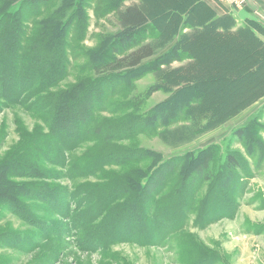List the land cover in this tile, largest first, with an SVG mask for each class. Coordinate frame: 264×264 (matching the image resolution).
Masks as SVG:
<instances>
[{"label": "trees", "instance_id": "16d2710c", "mask_svg": "<svg viewBox=\"0 0 264 264\" xmlns=\"http://www.w3.org/2000/svg\"><path fill=\"white\" fill-rule=\"evenodd\" d=\"M74 1L0 0V113L21 108L32 111L43 123L27 135L17 125L20 140L25 136L23 143L0 156V204L7 206L11 215H18L21 222L29 220L25 221L43 237L57 235L55 243L60 246L64 237L74 239L78 253L86 254L120 242L155 246L165 239L166 229L178 226L174 233L181 230L202 183L210 184L202 221L216 219L213 199L221 196L220 189L229 188L230 175L242 166L236 154L225 155V178L212 183L214 178L208 170L212 148L201 157L163 162L159 153L133 146L132 139L141 127L153 128L163 137L188 123L194 127L192 136L202 134L263 98L264 75L247 95L238 98L230 93L222 99L219 111L206 103L205 94L210 83L221 84L224 91L241 80L258 77L264 68V28L255 22L236 28L231 16L217 17L201 0H175L156 12L147 0H134L125 7L121 4L126 0H108L106 9L114 12L120 31L87 53L94 79H82L53 91L72 70L69 59L73 50L67 39L74 32L72 20L81 22L79 8L73 11V19L66 17ZM55 3H59L58 8L49 13ZM16 4H21L19 10L12 13L10 8ZM44 10L45 16L37 19ZM205 47L211 48L213 58L203 61L200 55ZM231 56L234 59L229 64ZM183 61L185 66L171 67ZM220 70L226 75L221 76ZM145 74L157 79L147 96L165 91L169 93L166 100L142 117L135 115L134 100L123 111L112 104L111 113L121 111L126 118L117 123L97 121V113L122 86L127 95ZM179 99V107L169 112ZM254 136L247 127L232 134L249 156H259L263 147ZM125 138L131 142L128 147L109 144ZM88 143L92 145L81 156L71 155L66 164L65 150ZM57 165L64 170L56 169ZM64 175L71 181L95 178L101 182L94 186L82 182L79 187L45 182ZM79 197L81 211L71 206ZM39 204L58 218L43 220L31 215ZM18 233L1 229L0 242L19 243Z\"/></svg>", "mask_w": 264, "mask_h": 264}, {"label": "rangeland", "instance_id": "374dc122", "mask_svg": "<svg viewBox=\"0 0 264 264\" xmlns=\"http://www.w3.org/2000/svg\"><path fill=\"white\" fill-rule=\"evenodd\" d=\"M107 1L76 0L70 5L66 17L73 19L71 16L73 11L79 8L80 14L78 18L81 20V22H76L75 19L72 20L74 32L67 39L68 47L73 50L69 59L72 70L68 77L61 81V84H58L53 91L68 86L71 87L82 79L87 78L89 82L94 79V74L90 71L87 53L120 31L114 12L106 9ZM147 1H149L148 4L152 11L156 12L161 9L164 10L165 4L172 3L175 0ZM214 1L213 3L210 0V3L213 5H218V3L229 5V3L222 0ZM247 1L243 0L240 6H229L237 10L245 6L244 4ZM133 2L135 1L126 0L121 4V7L129 6ZM20 5H14L10 8V11L14 13L17 9L19 10ZM58 6L59 3H55L49 7V13L52 10H56ZM43 16H45V10L43 15L37 19ZM242 24L243 27L246 26L245 22ZM212 55L211 48L207 49L205 47L202 49L200 56L205 61L211 59V57L213 58ZM233 59V56L228 59L229 64L233 63ZM186 64V61H183L174 63L171 67L178 68ZM219 73L221 76H225L227 72L223 70L221 72L220 70ZM261 75H264V68L255 79L241 80L236 85L226 87L224 91L221 89V84H207L206 103L218 109L221 106V100L227 99L230 93L238 98L247 95L249 90L251 91V87L257 84L256 80ZM156 82L157 79L153 74H145L133 83V88L127 95H124L122 86L114 94V98L110 99L108 104L106 103L105 108L100 113H97V121L112 120L116 123L122 121L126 117L121 111L127 109V106H131L133 100L136 108L135 115L139 117L145 114L148 115L152 107L166 100L169 96V93L165 91L154 92L147 96L149 88ZM180 103V99L173 103V107L169 112H174ZM112 104L121 111L116 114L111 113ZM132 112L133 108L128 113ZM41 124H43L42 121L37 119L33 112L29 110L14 107L1 112L0 156L11 152L18 143H23L25 136L20 140L21 130L17 125L25 129L24 131L21 128L22 132L24 134L26 132L27 135L35 126ZM186 126L182 129H179L181 128L179 127L177 133L173 131L164 133L163 137L159 136L153 128L141 127L138 130L140 133L132 139V145L142 150L159 153L163 162L184 156L194 157L199 155L201 157L202 152H205L207 148H212L213 154L209 155L210 162L208 167L209 173L214 178L211 181L212 183H217L218 180H224L225 178L227 173L224 168L225 155L227 153L236 154L241 160L242 166L235 169L230 175V184L225 183L228 184L229 188L220 189L219 193H221V196L213 199L215 207L213 214L218 216L216 219L209 223L202 221L204 218L203 212H206V209L203 211L204 200L207 190L210 188L209 183H202L198 188L199 191L196 193V198L194 197L195 200L191 209L181 223V230L174 233L178 226L166 229L165 239L163 241L158 240L159 243L155 246L142 247L120 242L106 249L99 248L93 254H86L78 253L73 243L74 239L64 237L60 246L59 244L61 243H55L57 235H50L47 238L43 237L39 232L33 231V225L26 222L29 220L23 218L24 222H21L18 215H11L7 211V206L0 204V216H2L0 219V230L6 229L7 231L20 232L18 235L21 241V245L20 241L12 244L0 242V264H264V97L235 117L205 133L192 136L194 127L191 124L189 125V123ZM242 127H247L255 135V139H259L263 147L259 156H249L240 141L232 137L233 132ZM173 128L174 126L169 130H173ZM179 139L182 140L178 141ZM117 140L121 139L109 141L110 146L128 147L131 144L127 138L123 140L124 142ZM90 145L92 143L83 145L81 148L77 146L74 150H65L66 164L70 160L71 155L78 158ZM98 147H101L100 144ZM54 167L64 170L63 166L57 165ZM63 170L58 171L56 174ZM162 176L163 174L159 175L156 181ZM94 180L95 178H84L71 181L64 175L63 177L54 176L49 180H45V182L49 184L54 181L61 187L64 185L71 186V184L79 187L82 182H88L91 186H94L95 183L101 182L100 180ZM238 183L240 186L235 185ZM161 196L163 194L158 197ZM80 200L81 197L72 202L71 206L81 211L82 208L80 209L77 204ZM198 201L201 202L200 206H198ZM218 208H220V211ZM55 211L58 212L57 210ZM30 214L43 220H46V218H58V216L52 215L49 210H45V206L41 204ZM210 214L212 215V212ZM221 214L224 216H221ZM65 221L62 220L63 223H66ZM33 234L37 235V238L32 237Z\"/></svg>", "mask_w": 264, "mask_h": 264}, {"label": "crops", "instance_id": "0c3cea01", "mask_svg": "<svg viewBox=\"0 0 264 264\" xmlns=\"http://www.w3.org/2000/svg\"><path fill=\"white\" fill-rule=\"evenodd\" d=\"M216 14L217 17L229 15L236 22V28L242 27V23L255 22L264 28V0H248L240 9H234L229 5L221 3L213 5L210 0H201ZM213 3L214 0H211ZM264 41V38L261 37Z\"/></svg>", "mask_w": 264, "mask_h": 264}, {"label": "built area", "instance_id": "2783aa9c", "mask_svg": "<svg viewBox=\"0 0 264 264\" xmlns=\"http://www.w3.org/2000/svg\"><path fill=\"white\" fill-rule=\"evenodd\" d=\"M222 1L236 6H240L243 0H222Z\"/></svg>", "mask_w": 264, "mask_h": 264}]
</instances>
